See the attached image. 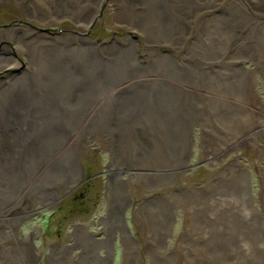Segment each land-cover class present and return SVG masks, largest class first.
<instances>
[{
	"label": "rangeland",
	"instance_id": "1",
	"mask_svg": "<svg viewBox=\"0 0 264 264\" xmlns=\"http://www.w3.org/2000/svg\"><path fill=\"white\" fill-rule=\"evenodd\" d=\"M102 1L99 9L101 0H0V94L16 86L12 73L33 76L39 66L36 78L63 99L70 84L58 82L56 72L69 74V51L64 46V55H52L62 37L71 38L74 52L83 41L99 51L100 66L87 68L98 72L100 83L114 76L106 70L112 55L124 57L116 60L123 68L115 93L103 98L98 92L91 104L100 111L97 139L85 131L67 154L71 172L82 171L78 182L43 206L25 199L32 181L0 179V264H62L53 255L60 249L78 264H100L85 255L79 228L106 245L98 251L102 258L103 247L112 251L102 264H264V4ZM126 11L138 19L136 27ZM160 58L178 71L173 92L164 79L146 77ZM125 73L146 77L133 95L132 85H123ZM72 75L87 81L86 73ZM100 83L98 89H108ZM125 94L127 102L117 100ZM75 106L88 119L87 100H73L71 113ZM187 158L179 180L167 175ZM112 166L123 169L119 178L130 193L122 213L125 241L121 231L110 238L105 232ZM22 167L36 173L35 164ZM124 194L115 200L123 202ZM15 236L39 258H24Z\"/></svg>",
	"mask_w": 264,
	"mask_h": 264
},
{
	"label": "bare ground",
	"instance_id": "2",
	"mask_svg": "<svg viewBox=\"0 0 264 264\" xmlns=\"http://www.w3.org/2000/svg\"><path fill=\"white\" fill-rule=\"evenodd\" d=\"M12 1L19 2L20 0ZM103 2L104 1L101 0V2L97 3L99 9ZM261 2L264 4L263 0H261ZM126 12L127 17L129 15L127 18L128 22L132 27H136L138 25V19L135 18L133 13L128 14V11ZM93 14H95V12ZM124 14L126 15V13ZM92 18H89V23L92 21ZM139 20L140 27L142 21L141 19ZM62 39L63 40L59 42L61 47L58 48L56 52L53 51L52 55H64L65 51L62 50L64 46L69 51L68 59L72 64L66 68V70L69 71V74L64 75L63 73L56 72V80L58 82L61 83L65 80L70 84V89L63 99H59L57 96L50 94L47 84H42L44 80L43 77H41V79L36 78V75L40 74L39 66H37L38 69H36L38 73H35L33 76L30 74L21 75L18 73H12L10 76L14 78V85L16 86H14L8 94H0V179L6 181L20 180L25 184L32 181L30 189L26 191L25 199L33 198L39 200L40 204L43 206L50 205L56 199L60 189L67 188L69 185L80 180L82 171L78 166L71 172L67 165V154L73 152L75 145L81 142V135L85 131L88 138L94 139L96 137L97 139V116L100 111L91 104L94 101H99V95H97L98 92H103L104 95L107 94L103 98L111 97L112 92L119 86V79L120 76H122L120 72H117L123 68L118 62L124 61V57H121L120 55H112L115 57L114 59L118 60V62L112 60L106 65V70L111 75H114V79L110 78L108 81L102 80L100 83L97 75L98 72L96 71L95 74L94 71L91 72L87 68V64L93 65L94 67L100 66L101 62L99 58L101 56L99 51L92 45L83 41L84 43L76 49V52H74L73 47L70 46L71 38L66 39L62 37ZM114 54H120V51L116 50L114 51ZM167 63H170V61L165 60L162 62L161 58L155 60L153 73L151 75H146L145 73V75L146 77H153L157 82L164 79L163 83L165 84V87L169 89V92H173L175 89H172L174 87L171 86H173L172 84L179 78V74L173 66L163 67V64ZM30 69H32V66ZM56 69L59 71L58 68ZM142 69L144 73L146 69L144 70V67H142ZM74 70L81 75L86 73L88 75L87 81H78L79 78L72 75ZM124 75L127 76L126 79L128 82L125 81L123 85H132L129 89L131 90L132 95L135 90H138L137 86L143 87L142 85H145L143 82H145L146 77L143 74L134 75L132 73H125ZM34 80L37 82V85H32ZM99 83L101 88L108 89L101 91L98 89ZM11 92L15 95H11ZM82 99H85L88 102V109H86L88 119H85V112L81 114L78 106H75L76 110L71 113L74 109L73 107H70L72 101L76 100L79 105ZM119 99H124V102L129 100L126 94L119 96L117 100ZM98 106H100V103ZM57 139H66L67 143L59 142ZM110 145L106 144L105 146L110 147ZM30 163L35 164L36 173H33L32 175L26 173V170L22 167ZM170 169L171 170L168 171L167 175L179 180L182 174L188 169V158L184 165H176ZM122 170L123 169L120 170L119 167L114 168L112 166L110 168V175L107 184L110 210L109 216L104 223L106 225L105 232L107 238H110L114 234V231H121L123 234L122 238L125 241L130 239V235L124 225L122 213L124 208H126L130 202V193L127 190L126 182L119 178ZM128 171L134 170L128 169ZM136 171L137 170L134 172ZM153 173L156 174L157 171H154ZM15 185H17V188L19 187L18 183ZM123 192L125 193L124 201H116L115 198L121 196ZM19 205L22 207L26 206L25 210L30 208L29 203L23 205L21 202ZM19 205L11 209V213H13L12 211L17 210ZM76 233H79L82 237L81 239L84 241V253L86 256L91 257V259H95L102 264L112 253L110 249L108 250L107 247H103L106 249V257L102 258L98 251L102 246H106L105 244L93 241V236L88 234L86 230L79 228ZM16 238L18 239V237ZM18 241L20 243L17 245L19 246L20 252L22 249L21 253L24 258L26 256V258L30 260H35V257L39 258L40 252L36 249L32 250L30 243H27L26 240L22 241L18 239ZM28 253H30V257ZM54 254H57L56 257L58 256V258L60 257L59 259L63 262L62 264H66V262L67 264H78L68 250L60 249L57 253L54 251L53 255ZM31 255L33 257H31Z\"/></svg>",
	"mask_w": 264,
	"mask_h": 264
}]
</instances>
